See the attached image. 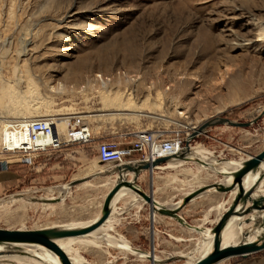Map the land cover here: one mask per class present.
<instances>
[{
  "label": "rangeland",
  "instance_id": "374dc122",
  "mask_svg": "<svg viewBox=\"0 0 264 264\" xmlns=\"http://www.w3.org/2000/svg\"><path fill=\"white\" fill-rule=\"evenodd\" d=\"M259 27L264 29V0H0L1 85L24 94L25 79L30 77L38 94L54 102L51 112L26 106L31 118L87 117L84 125L91 130L93 142L136 131H174L186 138L192 128L215 117L248 123L261 114L264 34L258 32ZM102 93L112 100L104 109ZM127 100L133 109L113 106ZM20 110L18 105L0 106V125L15 120ZM136 114L141 115L139 120H133ZM93 142L72 149H80L84 158L96 162ZM197 144L214 156L223 150L230 155L231 150L248 144L261 149L264 115L245 129L209 128L190 145ZM182 169L176 170L181 173L178 189L186 173L207 184L217 179L216 174ZM20 175L24 182L0 204V229L36 230L72 223L75 213L101 202L106 191L94 185L86 188L87 200L78 202L76 208L68 202L32 203V197L54 198L49 194L59 189L44 190L34 184L39 190L35 194L26 170ZM153 181L144 179L146 194ZM167 182L162 180V193H156L160 202H168L164 199L169 194ZM20 193L28 198L12 197ZM215 200L205 196L199 201L197 217L204 215L211 225L216 215L207 209ZM127 202L130 198L122 197L115 207L123 210ZM176 227L152 250L147 245L139 250L151 251L161 261L157 264H186L187 257L198 256L204 238ZM96 243L98 247L77 245L74 250L88 264H151L148 258L107 247L101 240ZM181 255L184 258H176Z\"/></svg>",
  "mask_w": 264,
  "mask_h": 264
},
{
  "label": "crops",
  "instance_id": "0c3cea01",
  "mask_svg": "<svg viewBox=\"0 0 264 264\" xmlns=\"http://www.w3.org/2000/svg\"><path fill=\"white\" fill-rule=\"evenodd\" d=\"M103 139H116V137H109L108 135L106 137L96 139L92 143L94 151L96 149V145ZM72 147H76V145L67 146L58 152L44 154L39 158L33 160L31 164H13L10 165L7 170L0 171V204L2 203V200L7 197L6 195H8L11 191H15L16 189H18L19 186L24 182V176L20 175V172L22 169H25L26 180L30 183V188L35 189V191H33L35 194L38 193L39 190H37L38 187H36L34 184H41V188L44 190L48 189L50 191H53L55 189H59L58 192L54 194L55 196L48 193L52 197H56V195L59 193L63 195V199L55 204H60L61 202H68L71 203L73 208H76L78 202L87 200L86 193L83 192L86 188L91 187L92 185H94V188L96 189L105 188L106 191L101 198V202L92 206L87 205L89 210L85 209L84 211L82 210L80 213H75L72 216L74 217V221L72 223L50 225L47 227L69 225L85 226L93 223L100 216L103 201L108 192L112 189L117 174L114 173L111 175H101V171H111L113 166L99 165L97 161L94 162L89 159H86L84 158L85 156L80 149L76 151L73 150ZM192 147L193 152H197L199 155L203 156L207 161H212V159L216 157L219 163L231 162L232 164L225 165V167L228 168L223 171V174L237 170L238 166L236 165V163L246 160L249 156H254L258 154L264 148L263 146L261 149H258V146L254 144H248L231 150L230 155L225 153V150H223L218 152L217 156H214L212 152L206 150L199 144L194 145ZM220 153H223L221 154L223 155V158L220 157ZM136 158L137 157L134 156L133 160ZM135 163L137 162H131L129 164ZM217 167L220 168V165H218ZM178 168H185L182 169L183 172H187L193 169L196 171L197 174H200L202 172L215 174L212 171L201 169L199 165L193 161H187L182 163L172 162L169 167H164L163 165L160 167V169H157L158 171L155 170L152 176V179L154 180L152 188L149 187V190L147 191L152 193L153 199L155 201L169 208H173L174 205L178 204L193 191L210 184L204 183V180L199 177L188 176L186 173L187 177L184 178V181H180L183 186L181 189H178V177L181 175V173H178V171H176L178 170ZM165 171H168V175L164 174ZM216 175V181H212L211 183H219L221 185H226L227 176L222 175V172H218ZM130 177L131 175L129 173L126 174V178L129 179ZM145 178L150 179V175L147 171L140 173L136 181L138 187L143 191H145ZM83 179L86 180L81 182L80 184H77L69 189L64 188L67 184L72 181ZM162 180H168L167 183L169 184V194L164 198L168 200V202H160L159 198H157L156 196L158 190L160 191V193H162V185L160 184ZM243 186L245 190L248 187L245 186V184H243ZM62 188H64L63 191H61ZM260 188V193L264 194V180L261 182ZM125 196H128L131 201L129 203H126L127 208L123 207L122 210L115 207L112 216L109 218V223L106 225L104 224L100 227V232L108 234L113 241L117 243H121L124 241L128 244L129 247L137 249H140L141 247L147 245V247L151 250V248H154L158 245L157 243L160 241L161 238H163L164 235L168 236L167 233H169L171 236L172 232H176L177 225L181 226L182 228H185L180 225L177 221L169 217H163L159 215H155L152 217L150 214L149 207L148 209L145 208L146 204L141 201H137V199L133 198L132 195L130 196V193L124 195L123 197ZM205 196H211L212 200L216 198L213 205H211L207 209V212L211 211L216 215L215 220L210 221L214 222L212 225L211 223H209V221H207L208 218H206L204 215L202 218L197 217L198 212L201 211L199 201L205 198ZM233 196L234 193L232 197ZM231 199V196L225 193L213 191L204 193L195 197L189 203L184 205L179 211L178 215H180L188 225H191L192 227H196L204 231L206 229H209L204 226H214L218 218L230 205L232 201ZM116 204L117 203L115 202L114 205ZM249 205L250 204L247 203L246 206L248 207ZM206 215L208 216L209 214ZM251 225L252 222L249 225H245L247 226L246 229H248V227H250ZM187 230L192 231L190 229ZM98 237H101V235L99 234ZM224 264H264V250L249 255L245 258H230Z\"/></svg>",
  "mask_w": 264,
  "mask_h": 264
},
{
  "label": "water",
  "instance_id": "95a60500",
  "mask_svg": "<svg viewBox=\"0 0 264 264\" xmlns=\"http://www.w3.org/2000/svg\"><path fill=\"white\" fill-rule=\"evenodd\" d=\"M264 115V109L261 114L248 123H239L227 119L225 117H215L208 121H205L198 128L193 129L190 135L184 140V149L175 155L169 157L158 158L154 161H140L135 164H124V165H115L111 171H101V175H111L116 173L117 177L115 179L112 189L106 195L100 216L91 224L85 226L77 227H67V226H58V227H47L36 230H8L0 229V245H10V244H25V245H37L41 246L53 254H55L60 264H71L68 256L65 252L57 245L56 241L68 239V238H78L88 236L90 233L94 232L109 219L111 215V201L114 196L122 189H130L133 193L139 196L142 199L144 204H147L150 210L151 216L159 215L163 217H169L177 221L183 227L196 231L198 233L203 232L201 229L192 227L188 225L180 215L179 211L184 205L189 203L195 197L208 193V192H220L231 195L235 192L234 197L230 205L226 208L224 213L218 218L213 227L209 228V233L212 235V245L211 251L204 255L203 257L196 260L193 264H219L225 260L234 257H248L249 255L258 253L264 250V195L255 196L257 189L261 186V182L264 180V148L258 154L254 156H249L246 160L236 163L238 169L229 173H222V175L227 176L229 179L228 185H221L219 183H213L201 187L185 197L178 204L174 205L173 208L166 207L163 204L158 203L153 199L152 193L149 192L146 194L141 190L136 181L140 173L147 171L150 175V182L152 181V176L155 170L163 166L168 160L175 159L176 161L187 162L193 161L197 164H203L197 159H191L187 155L189 153L190 144L200 136L204 134L207 129L215 126H228L232 128L245 129L253 124H255L262 116ZM130 174L131 177L126 178V174ZM251 182L248 185L247 189H244L243 184L245 180ZM77 180L72 181L67 184L64 188L69 189L81 182L85 181ZM20 194H15L12 197H22ZM61 194L54 198H45V199H31L32 203H40L43 205L55 204L61 201ZM247 203L250 205L247 207ZM234 216L241 218L238 225H249L252 222V225L248 227L241 235V240L235 245L222 246L221 234L224 230L227 223ZM255 235V239L250 240V238ZM201 235V234H200ZM202 236V235H201ZM203 237V236H202ZM204 238V237H203ZM136 252H143L139 249L131 247ZM13 250V249H12ZM11 250V251H12ZM152 250V248H151ZM178 259L184 258L182 256L176 257ZM148 259L151 264L154 263L152 252H148ZM158 261L156 263H159Z\"/></svg>",
  "mask_w": 264,
  "mask_h": 264
},
{
  "label": "bare ground",
  "instance_id": "6f19581e",
  "mask_svg": "<svg viewBox=\"0 0 264 264\" xmlns=\"http://www.w3.org/2000/svg\"><path fill=\"white\" fill-rule=\"evenodd\" d=\"M258 32L261 35L264 34L263 27H259ZM25 80L27 83V89L24 94H19L13 88H11V86H8V85L2 86L1 85L2 78L0 77V106L4 105L5 103L9 105L12 104V105L20 106L21 110L19 111L18 114L15 115L14 119H27V118L32 117L31 113L26 109L27 108L26 106L30 107L32 111H38L40 108H44L46 112H51L50 109L54 105L52 98L41 97V95H39L38 92L36 91V88L33 86L32 79L30 77H27ZM111 101L112 100H109V94H106V95L105 93L101 94L100 102L103 105L102 106L103 109L109 106L111 104ZM121 104L122 103L119 102L118 104H114L113 106L115 108H123L125 107L124 105H126L125 108H128L130 110L134 108L133 105H131V102L129 101L126 102V104H122V105ZM132 117H133V120H137V119L139 120L141 115L136 114V115H133ZM86 118L87 117L74 118V117H67V116H63V117L53 116V119H54L53 131L56 133H64L66 125L67 124L73 125L72 121L75 119L77 123L81 124L82 127H85L86 125L84 124H86V121H85ZM1 123L2 122H0V124ZM3 123L4 125H0V138L1 139H2V132L5 128V125H8L10 122H3ZM192 129H196V128H192ZM192 148L193 147L190 146L189 153L187 155L191 159H197L201 161L203 164H198V165L203 170L212 171L215 174H217L218 172L223 173V171L228 168V167H225V165L232 164L231 162L230 163H225V162L219 163L216 157L213 158L212 161H207L203 156L199 155L197 152H193ZM172 162H181V161H176L175 159L168 160L164 164V167H169V165ZM218 165H220V168L217 167ZM262 167L264 169V166ZM228 184H229V179L226 177V185ZM244 184L245 186H248L251 184V182L246 179ZM63 189L64 188H62V191ZM260 191H261V188L259 187L255 193V196L264 195L263 193H260ZM128 193H130L133 198L137 199V201L142 202V199H139L140 197L137 196L135 193H133L130 189L122 188L114 196V198L111 201L110 217L112 216L114 212V208H115L114 203L117 202L121 197H123L124 195ZM233 193L235 194V192ZM233 193L230 195L232 199L234 197V196L232 197ZM21 195L22 197H19V198L13 197V198H15L16 200L28 198L25 194H21ZM59 195L60 193L57 194L56 196H59ZM60 197H61L60 199L62 200L63 195H61ZM32 199H40V198L32 197ZM239 221H241V218L234 216L227 223V225L225 226L221 234L222 246L235 245L241 240V235L247 226L242 225L241 227H239L238 225ZM108 223H109V219L105 222V225ZM77 226H82V225H69L67 227H77ZM100 231H101V228H98L94 232L90 233L88 236L58 240L56 241V243L68 256L71 264H88L84 260L83 257L79 256L77 250H74V247L77 245L98 247L99 245L96 243V240H101L102 245H105L107 247L110 246L112 248H116L119 250H123L137 258H141V259L148 258V253L136 252L131 247H129L126 242L123 241L121 243H117L113 241L109 235L103 232L101 233ZM209 231L210 229H206L200 233L204 237V241L202 243L199 242L202 245L200 246V248L197 249L198 256L192 257V258L191 256L187 257L188 260L186 261V264H193L196 260H198L199 258L203 257L204 255H206L207 253L211 251L212 235L209 233ZM99 234L101 235V237H98ZM255 235L256 234H254L250 238V240L255 239ZM88 238H93V239H88ZM11 250L12 252H15V254H3L6 252H10ZM70 251H74L73 253L74 255H71ZM153 261H154L153 264H157L156 262H158L159 260H157V258L154 257ZM0 264H60V262H59L58 257L55 254H53L52 252H50L49 250L41 246L25 245V244H10V245H0Z\"/></svg>",
  "mask_w": 264,
  "mask_h": 264
},
{
  "label": "built area",
  "instance_id": "2783aa9c",
  "mask_svg": "<svg viewBox=\"0 0 264 264\" xmlns=\"http://www.w3.org/2000/svg\"><path fill=\"white\" fill-rule=\"evenodd\" d=\"M72 122L73 125H66L64 133H56L53 131V116L10 121L2 132L0 171L13 164H31L44 154L58 152L70 145L84 146L93 142L90 129L74 120ZM185 139L181 132L136 131L121 134L116 139L101 140L95 153L98 163L106 166L150 162L180 153ZM134 156L137 158L133 160Z\"/></svg>",
  "mask_w": 264,
  "mask_h": 264
}]
</instances>
